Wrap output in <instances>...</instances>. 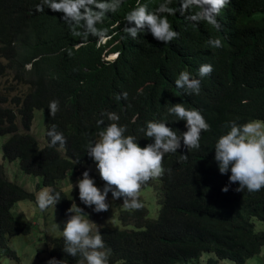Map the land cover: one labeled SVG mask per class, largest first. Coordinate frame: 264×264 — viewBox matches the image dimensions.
I'll use <instances>...</instances> for the list:
<instances>
[{
  "label": "trees",
  "instance_id": "obj_1",
  "mask_svg": "<svg viewBox=\"0 0 264 264\" xmlns=\"http://www.w3.org/2000/svg\"><path fill=\"white\" fill-rule=\"evenodd\" d=\"M29 1L0 0V56L8 62L13 57L18 64L26 55L27 50L22 49L23 39L33 47L46 44L50 38L40 12L34 7L41 0ZM118 15L119 10L109 13L104 23L97 25L107 28L109 34L114 32L106 44L95 45V37L90 36L81 45L86 69L74 59L62 60L51 68L49 85L43 78L28 77L24 81L27 89L12 97L13 106H0V131L10 133L2 143V157L18 159L25 173L39 175L37 186L60 191L61 200L55 206L67 218L72 198L62 188L61 180L68 172L76 173L80 164L92 160L87 155V147L109 123L105 114L116 112L120 116L119 123L127 125L126 134L136 136L143 147L152 140L141 131L147 124L142 123L148 118L162 117L166 98L172 97L162 84H154L145 96H157L154 101L146 99V107L120 110L113 106L103 78L109 64L102 59L101 52L111 46L107 50L119 49V56L129 58L133 54V42L123 36L120 24L110 28L121 16ZM60 34L70 40L82 38L74 37L66 28ZM246 57L251 59L238 69L239 78L231 89L211 87V92L204 88L199 95L179 94L188 108H202L204 112L201 113L211 130L202 133L199 149L189 152L182 144L176 153L166 154L163 167L171 171L154 179L152 184L159 202L156 216L148 215V208L140 199L143 207L139 210L125 208L123 203L118 207L117 217L124 226L99 225L106 248L111 249L109 264H201L199 258L205 251L242 264L264 245V229H255L251 220L252 217L264 220V188L258 192H237V183L230 185L228 192L222 191L229 185L231 173L220 174L214 159L215 143L228 131L226 122L264 120V41L261 50L247 51ZM5 67L0 60V73ZM52 100L59 101L55 117L49 110ZM101 105L104 106L97 109ZM36 108L44 113L43 145H39L29 131ZM16 115L21 126L15 121ZM100 120L104 121L103 125L98 124ZM185 123L168 121L178 132L187 130ZM53 125L66 138L63 148L59 144L51 146L48 132ZM182 155L188 158L185 160ZM24 198L33 199L35 193L8 179L0 163V254L15 259L18 256L9 246L8 236L31 231V224L17 219L13 212L14 204ZM63 245L62 234L53 236L47 246L48 259L55 258L65 264H78L83 259L80 255L73 257L65 253ZM193 258L195 262L191 263ZM217 262L214 255L206 259V264Z\"/></svg>",
  "mask_w": 264,
  "mask_h": 264
},
{
  "label": "clouds",
  "instance_id": "obj_2",
  "mask_svg": "<svg viewBox=\"0 0 264 264\" xmlns=\"http://www.w3.org/2000/svg\"><path fill=\"white\" fill-rule=\"evenodd\" d=\"M34 7L40 12L49 40L32 47L23 39L26 55L18 64L13 57L8 62L2 56L6 61L0 60L6 67L0 74L14 70L18 82L36 77L49 85L51 68L62 60L74 59L86 69L81 45L90 36L95 37V45L106 44L114 32L109 34L107 28L97 25L103 24L109 13L119 10L121 16L110 28L120 24L123 36L133 42V54L129 58L119 56V49L107 50L111 46L101 52L102 59L109 64L103 78L113 106L120 110L146 107L145 100L154 101L157 96H145L154 84H162L172 95L166 98L162 117L148 118L142 123L147 124L141 131L152 140L143 147L136 136L126 134L127 125L119 123L116 112L105 114L109 123L87 147V155L96 163L105 186L101 189L96 185L90 170L84 171L76 184L80 201L94 206L96 213L108 211L109 192L114 200L123 198L125 208L143 207L139 195L142 187L171 171L163 167L166 154L176 153L182 144L189 152L199 149L202 133L211 130L202 108H188L179 94L199 95L204 88L211 92V87L231 89L239 78L238 69L251 59L245 58L246 52L261 50L264 41V0H41ZM64 28L74 37L82 38L70 40L60 34ZM49 110L55 117L59 101H50ZM173 120L185 121L187 130H174L168 124ZM16 123L21 126L19 121ZM98 124L103 125L104 121ZM225 127L228 131L218 137L214 146L220 174L231 173L229 185L222 191L228 192L230 185L237 183V192L260 191L264 188V120L251 119L245 123L232 120ZM0 134H8L4 141L10 135L5 131ZM48 135L51 146L59 144L63 148L66 144V138L55 125ZM60 200L61 192L53 189H42L36 195L41 211ZM67 213L62 231L63 251L73 257L80 255L83 258L80 264H109L111 249L106 248L101 226L76 203ZM47 264L65 261L53 258Z\"/></svg>",
  "mask_w": 264,
  "mask_h": 264
},
{
  "label": "rangeland",
  "instance_id": "obj_3",
  "mask_svg": "<svg viewBox=\"0 0 264 264\" xmlns=\"http://www.w3.org/2000/svg\"><path fill=\"white\" fill-rule=\"evenodd\" d=\"M111 58V55H107ZM4 62L5 58L0 56ZM2 61V62H3ZM26 83L17 81L14 70H7L0 74V97H5V100H0V104L4 106H13L12 97L23 93L27 89ZM15 121H19V116H15ZM44 113L41 109L33 110V118L30 123L29 131L36 137L38 144L43 145L44 140ZM20 130L24 131L21 127ZM8 134H0V163H2L6 176L18 184L25 190L35 192V198H24L18 200L14 204V214L17 219H25L31 224V231L27 234H14L8 237V243L16 250L18 259L11 258L3 253L0 254V264H47L49 261L47 246L49 240L53 236L62 234L64 226L68 220L67 216L61 215L56 206H50L46 211H41L36 204V195L47 186H37L40 180L39 175L25 173L19 166V160L11 161L4 160L2 157V142ZM75 170L76 173L68 172L61 180L62 188L66 194L72 198L71 205L76 203L77 206L84 209L89 218L93 220L98 226L102 224L112 225L120 228L124 225L118 219V207L123 203V200L113 199L111 192H109L107 202L109 209L106 212L96 213L93 207L84 205L79 199V189L76 186L78 179L82 178V174L86 170H90V176L95 179L96 185L101 189L105 186V182L100 178L99 171L96 168V163L91 160L80 164ZM97 177V178H95ZM153 181L150 180L148 184L142 187L140 192V199H143L148 208L149 216H156L159 208L158 197L156 190L153 187ZM254 228L264 229V220L252 217ZM202 252L199 261L201 264H206L208 256H215L218 259L217 264H238L228 258H219L213 252ZM264 245L258 253L247 258L242 264H264L263 259ZM83 260V259H82ZM81 260V261H82ZM80 261V262H81ZM80 262L78 264H80ZM195 262V258L191 263ZM86 264V262H84Z\"/></svg>",
  "mask_w": 264,
  "mask_h": 264
}]
</instances>
